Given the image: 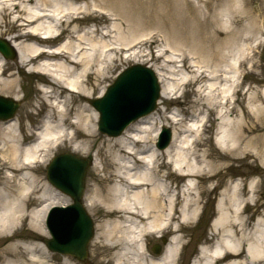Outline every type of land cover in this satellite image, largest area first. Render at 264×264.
Listing matches in <instances>:
<instances>
[{"label": "bare ground", "instance_id": "bare-ground-1", "mask_svg": "<svg viewBox=\"0 0 264 264\" xmlns=\"http://www.w3.org/2000/svg\"><path fill=\"white\" fill-rule=\"evenodd\" d=\"M32 1L34 0H0V23L5 15L14 16L10 31L15 29L18 33L10 41L18 54L19 62L23 66L40 62L31 71L41 84L44 83L41 90L44 93V103L49 106L36 130L31 126L22 128L23 124L18 117L0 120V234L9 240L0 249L1 264H74L70 256H64L61 262H55L51 252L40 242L42 235L47 234L44 223L46 213L53 205L66 201L63 200L65 193L48 181L42 182L36 177L35 171L38 164L45 162L50 153L64 142H70L75 152L84 154L95 146L99 135L96 128L98 113L92 105L83 104L85 97L93 96L86 79L89 80L92 74H105L98 64L110 57L111 51L122 52L145 43L152 46L158 42L159 37L165 38L167 47L158 54L157 59L167 55V50L174 51L171 53L173 55L165 58L154 69L162 85V98L178 100L174 95L186 82L207 79L205 89L208 93L201 97V107L206 110L197 115L194 112L200 109H193L188 122L181 113L170 115V122L161 121V125L173 126L172 142L163 150L156 146L159 127L153 128L154 114L131 123L119 136L106 138L108 144L99 147L96 154L99 157L94 158L96 161L101 159L105 173L97 177L94 188L84 199L90 210L101 213L95 247L106 240L112 246L110 250L121 248L114 256V264H174L180 248L179 243L174 244L175 237L170 239L161 257L148 258L143 234L160 232L166 226L169 228L167 223L172 224L169 228L172 229L180 220L182 223L195 220L199 213L198 207L193 203L196 194L200 191L199 188H204L202 183L210 182L216 177L214 171L222 166L219 160L225 159L224 153L231 152L235 157L242 154L245 157L257 155L264 164V148L259 149L257 146L261 144L264 147V86L259 93L253 92L250 95L247 109L236 108L241 63L248 51L253 49L250 38L253 36L254 42L258 43L263 38L256 36L253 23L248 22V27L245 26V32L242 33L249 36L246 43L223 48V44H226L223 42L222 46L219 44L215 48L222 32L214 30L208 35L210 45L206 47L207 52H203L200 41L203 33L193 28L191 35L187 33L193 42L187 54L185 50L182 52L177 48L180 39L174 37L177 40L174 42L167 28H161L157 24L158 30H152L154 32H143L147 28L137 32L138 28L132 27V23H128V18H125L124 27L131 31L126 34L123 31V21L114 22L112 28L100 31L89 27L79 32L75 25L70 30L65 28L70 32L67 40L52 47L44 43L58 37L62 24L77 21L79 16L76 13L85 11V8H66L60 0H36L35 5L29 4ZM262 1L264 0H260ZM49 2H53L51 8H45ZM174 2L181 14V18L177 20L187 22L188 16L184 12L186 6L191 8V3L188 0ZM252 2L253 0H235V10L241 15L251 14L249 7ZM258 11L264 14V2L258 7ZM230 12L231 6H226L221 11L224 30L231 29L234 22ZM174 13L173 9H168L160 15L174 19ZM99 15L101 18H109L104 14ZM18 21L21 23L16 24ZM200 21L197 24L199 29H203L204 26L199 23L205 24L207 19ZM260 24L261 22L258 25ZM261 25H264V19ZM115 30L120 32L118 40L102 41L99 49L96 37H110ZM181 33L184 34L185 31L182 30ZM28 41L35 43H27ZM197 54L204 55L208 60H204L206 63H215V68L212 71L207 69L209 66L196 60ZM185 58L191 59L189 66L192 73H184L185 77L176 78L179 80H175L173 84L165 83V67L170 64L178 67ZM5 63L0 52V89L15 93V99L19 100L16 89L18 80L3 77ZM136 64L140 62L133 65ZM176 71L179 69H172L170 74L179 75ZM201 99L196 100L193 106L196 107ZM71 102L75 103L74 114L69 108ZM211 116L219 121V131L215 136L219 152L214 159H210L207 150L199 148L203 145V132ZM256 130H261V134L254 136ZM35 135L36 138L30 140ZM244 142L245 146L242 147ZM162 168H166L165 172ZM180 180L184 183L177 186V189L174 181ZM254 189V182H250L249 188L245 190L241 181L234 180L222 191L218 202L219 216L212 222L216 231L223 232L222 239L212 246L203 247L195 264H214L215 260L229 254L241 256L244 252L247 259H233L224 264H264V218L257 220L250 233L246 232L242 218L245 204L253 200L243 199L242 195L244 191L254 192ZM25 217L29 232L14 238L17 231L15 228Z\"/></svg>", "mask_w": 264, "mask_h": 264}, {"label": "rangeland", "instance_id": "rangeland-1", "mask_svg": "<svg viewBox=\"0 0 264 264\" xmlns=\"http://www.w3.org/2000/svg\"><path fill=\"white\" fill-rule=\"evenodd\" d=\"M60 1L65 4L66 8L71 6H83L85 8V11L76 13L79 16L77 21L62 24V34H60V36L54 38L51 42L44 43L51 46H56L59 43L67 40V38L70 37V28L75 25H77L79 32H83V30L89 27H95L100 31L107 27L112 28L114 22L121 23V21H123L124 27L126 25L124 19L128 18V23H132V27L138 28L137 32L144 28L147 29H144L143 32L152 30L156 31L158 30L157 24L160 25L161 28H167V32L172 36L174 42L177 41L178 38L180 39L179 46H177V48L179 47L182 52L183 50H185L187 54L189 48L193 44L192 39L187 35V33L191 35L193 33V28L198 32L201 31L203 33V36L200 40L202 41L201 44L203 45L201 46V48H204L203 52H207L206 47L210 45V42L208 41V35L210 32L214 30H220V32H222L220 36L218 35L219 40L215 43V48L223 42H226V44H223V46L221 44L223 48H232L238 43L242 44L243 42H247L249 36H246L244 34L242 35V33L245 32H243V29L245 28V26H247L248 22H252L253 26L255 27L254 33L256 34V36L259 35V37H261L260 39H263L261 40V43H258L254 42L255 38H253V36L250 38V40L252 41L251 44H253V49L252 52L249 50L246 57L242 60L241 70L246 75L242 79L241 85L239 86L236 108L247 109L250 95L253 92L259 93L264 86V25H261L263 23L264 14H260V12L258 11V7L264 1L260 2V0H253L252 4L250 5L251 7H249L252 13L241 15L235 10V0H188L191 3V8L189 9L186 6L184 12V15L186 13V15L188 16L187 22L183 20H177L181 18V14L174 0H168L167 2L165 0H139L137 2H134L132 0H82L80 2H72L71 0ZM35 3L36 0L32 1L29 4L35 5ZM39 4L40 3H38V5ZM52 4L53 2H49L45 8H51ZM226 6H231V19L235 22V25H237L235 26L233 22L232 27L229 30H224L222 28L221 11ZM168 9L170 11L172 9L175 11L174 19L168 15V17L160 15V13H162L163 11H168ZM99 14H104L109 18H101V15ZM114 14L116 16H114ZM205 19H207L205 24L199 23V25H203L204 28L199 29L197 23L200 20V22H203ZM13 20L14 16L5 15L0 23V38L8 40L9 43H12L10 41V38L18 33L15 29L10 31ZM260 22L261 24L258 25ZM20 23L21 21H18L16 24ZM185 26L186 29L184 28ZM66 27L69 30L65 29ZM256 28L257 30H260L259 33L257 32ZM182 30L183 32L185 31L184 34L181 33ZM123 31L125 34L131 32L125 27L123 28ZM177 32H179V35L177 34ZM119 33V31L115 30L110 37H105L103 39H101V37H99L98 35V37H96V40H98V48H101L102 41L113 42L118 40ZM174 37H178L177 40ZM27 43L34 44L35 42L28 41ZM255 43H258L259 46L257 47L258 44L254 45ZM166 47L167 41L165 40V38L159 37L158 42L154 43L152 46H149L148 43H145L130 50L125 49L122 52L111 51L109 53L110 57L103 60V63L101 62L100 64H98V67L102 68V73L105 74H103L102 76L92 74L89 80L88 78L86 79V81H89L88 87L93 96L89 98L85 97V99L83 100V104H90L91 106L92 104L90 100L100 96L102 92L114 82L116 76L118 75V73H120V71L135 62L139 61L140 63L149 65L150 67L155 69V67L163 63L165 58L173 55L171 53L174 51L167 50V55L160 59H157L158 54L161 53V51ZM139 50H141L140 53H134ZM175 54L174 56H176ZM196 60L202 61L203 65L209 66L206 68L210 71L215 68V63H206L204 61L207 60L204 55L200 56L197 54ZM189 62H191V59L188 60L187 58H185V60L180 62L181 65L178 67H175L172 64H170L168 67L165 65V83H167L168 85L173 84L175 80H179L180 78L185 77L184 73L191 74L192 68L189 66ZM39 65L40 62H36L34 64L31 63L29 66H23L19 62L17 56L15 59H9L5 66L6 71L3 77L5 79L16 78L18 80L16 89L18 91V96L20 97L18 101H20L21 104L14 117L19 118V122L23 124L22 128H24V126H31L32 129L39 127L43 112H47L49 109V106L44 103V93L41 90V86L44 85V83L41 84V82L31 71L32 67L37 68V66ZM171 68L175 70L176 68H178L179 71H176V73H178L179 75H175L173 73L170 74L172 70ZM207 82L208 80L205 79L193 81L188 83L187 85H184L174 95V98L178 97V100L175 101L164 100L162 96H160L157 108L154 110V112L151 113V115L154 114L153 116L155 118L154 122L152 123L153 128H158L161 125V121H163L164 123L170 122L171 119L169 118V116L173 114L177 115L178 113H181L182 117H184L186 119V122H188L192 116L193 109H200L197 112H194V114L197 113V115L199 114V112L205 111L206 109L201 107V104L203 103V99H201V97H203L202 94L208 93L205 89V85L207 84ZM45 84L47 85V83ZM20 88L23 90H21ZM0 94L15 99V93L11 91L0 89ZM258 98H260L259 94ZM198 99L201 100L199 103H197L196 107H194L193 105ZM29 104H31V106L27 107V105ZM70 104V111H72V114H74L75 103L71 102ZM218 124L219 121L215 119V116H211L209 122H207L206 129L203 132V145L199 147L200 149H205L208 151V153H210V159H214L217 156L216 154L219 152V148L215 141V136L219 131ZM166 126H169L173 131V126L169 124H166ZM96 128L99 135L97 137L96 143H94L95 146H93V148L88 153L84 154L80 151L75 152L70 142H64V144H61L57 149L50 153L45 162L39 163L38 168L35 171V175L38 179L42 180V182H49L47 177V166L54 155L64 151L74 152L78 155L88 157L93 161L92 164L88 167L86 189L82 201L88 213L94 220L95 235L89 244V257L86 260H79L75 257L70 256V258L74 260V264H114V256L121 250L120 247L110 250V247L112 246H110L106 240H103L105 247L103 246L104 244L102 245L103 242L99 247H95V237L97 232L100 231L98 227L101 223V213L90 210L86 206V201L84 199L86 194L94 188L97 177L103 176V174L105 173V171H103V164L101 162V159L99 158L96 161V159L94 158L97 157L96 154L98 152V148L104 146V144H108L106 138L112 137L103 134L98 130V121ZM261 132V130H256L253 135L257 136L258 134H261ZM157 140L155 141L156 143ZM260 145L261 144L257 145L259 149L264 148ZM244 146L245 142L242 144V147ZM223 155H225V159L219 160L222 166L216 168L214 171L216 177L213 178L210 182L207 181L205 183H202V186H204V188H199L200 191L196 194V200L193 203H195L194 205L199 209L197 218L187 223H182V221L180 220L177 222L174 228L165 233L166 237L176 238L174 244L179 243L182 245V247H180V250L183 249L184 252L182 251V260L180 262L181 264H195V260L199 258L200 251L203 247L212 246L222 239L223 232L216 231L212 226V222H214L216 217L219 216L218 202L221 199V193L229 184H231L232 181H241V185L245 188V190L249 188L250 182H254L255 184L254 192L244 191L242 195L243 199H253L251 202L246 203V207L244 209L245 211L242 214V218L246 225V232H253L257 220L259 218H264V164H262V160L257 155L245 157V154H242L241 156L237 155V157H235L231 152L224 153ZM94 161H96L97 164H95ZM162 169L165 172L166 168ZM177 182L178 186H182V183H184L181 180ZM175 184L176 183L174 181V185ZM64 196L65 197L63 200L66 202H64L63 204L72 203L73 200L70 196H68L67 194H65ZM23 222H25L24 225H22ZM44 223L47 234L42 235L40 242L46 246L45 238L50 237V233L46 226V216ZM15 229L17 231L14 235V238L21 237L25 233L29 232L27 220L24 219L23 221H21ZM11 233L14 232L12 231ZM8 242L9 240L4 238L0 234V249L8 244ZM245 242L246 240L242 243L243 247H245ZM148 243L149 251L155 256L152 257H161L163 249L160 254L154 253L152 250L153 245L157 243L162 244L161 237L155 234L149 235ZM50 252L55 262H61L62 258L64 256H67L60 253H54L52 251ZM245 255V252L241 256L238 254H229L224 258L215 260L214 264H224L233 259L236 261L245 260L247 259V256ZM150 257L151 256H148V258ZM109 259H111V262H108ZM1 261L2 260L0 259V264Z\"/></svg>", "mask_w": 264, "mask_h": 264}, {"label": "water", "instance_id": "water-1", "mask_svg": "<svg viewBox=\"0 0 264 264\" xmlns=\"http://www.w3.org/2000/svg\"><path fill=\"white\" fill-rule=\"evenodd\" d=\"M0 50L8 58L16 57L15 51L0 39ZM145 77L149 84L141 83ZM141 83V84H140ZM136 87V96H123L127 88ZM160 88L153 71L140 64L127 68L120 74L115 84L110 87L105 97L92 101L101 113L100 130L110 135H119L124 128L141 115L150 113L156 107ZM19 103L0 96V118L12 116ZM115 123V124H113ZM171 132L166 129L161 147L168 145ZM89 162L73 153L58 155L48 170L49 180L63 191L70 194L75 202L68 207H54L48 217V227L53 235L47 239V246L63 253L85 259L88 256V244L94 234V224L84 208L81 198L84 193V179ZM158 252L159 249L155 248Z\"/></svg>", "mask_w": 264, "mask_h": 264}]
</instances>
